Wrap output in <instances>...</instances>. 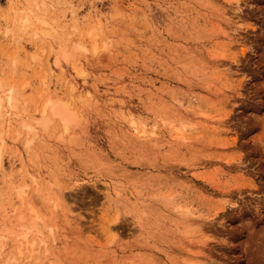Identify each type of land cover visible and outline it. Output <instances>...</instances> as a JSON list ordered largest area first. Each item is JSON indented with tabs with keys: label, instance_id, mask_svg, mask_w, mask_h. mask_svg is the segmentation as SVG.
<instances>
[{
	"label": "rangeland",
	"instance_id": "1",
	"mask_svg": "<svg viewBox=\"0 0 264 264\" xmlns=\"http://www.w3.org/2000/svg\"><path fill=\"white\" fill-rule=\"evenodd\" d=\"M235 1L0 0V264H264V0ZM48 96L75 116L28 150Z\"/></svg>",
	"mask_w": 264,
	"mask_h": 264
},
{
	"label": "bare ground",
	"instance_id": "2",
	"mask_svg": "<svg viewBox=\"0 0 264 264\" xmlns=\"http://www.w3.org/2000/svg\"><path fill=\"white\" fill-rule=\"evenodd\" d=\"M239 3H240V0H236L235 1V5H238ZM25 22H26V20H25ZM39 22L43 25V28H41L40 33L46 34V35H48L50 37H54V34L57 32V30L55 29V27L52 26L51 23L47 22L45 19H40ZM78 46H81V44L78 45ZM64 47H66V45ZM83 48L84 47H82L81 50H83ZM61 50H63V49H60V51ZM61 53H63V52H61ZM74 85H76V84H74ZM71 88H72V89H70L71 92H70V90H69V92H70V98L73 100V99H76L75 98V94H74L75 93L74 91H76V86L74 87L73 84H72V87ZM77 99L79 100L80 97H77ZM16 101L17 100H15V98L13 96H9V98L7 97V101H6V102H8L9 106H11V108L13 109L12 114H14V115L16 113L15 112V109L17 107V102ZM4 102H5V98L2 97V96H0V116L1 117H2V110L5 107L4 106ZM74 113L75 112L72 109V107L70 105V102L68 100H66L65 98H63L61 101H58V100H55V99H53L51 97L49 98V96H48V99L43 104L41 111H37L36 112V114L39 115V117L37 116L38 117L37 119L34 118V121H30L29 123L26 121V124L22 125L23 127H25L28 130V134H32L33 135V139L32 140H27L26 141L27 142L26 143V146L29 148L28 150H31L30 147L35 143L36 138L39 136V133H40L39 130L42 129V130L46 131L47 128H48V125L53 121L54 118H58V120L61 121L64 130L67 132L69 130L70 124L73 121V117L75 116ZM9 116L11 117L12 115L10 114ZM3 118H4V116H3ZM132 125H135V123L132 124ZM134 129H136L135 131L137 132V135L139 134L136 137H139L140 139H143L145 141L147 140L146 138H150V137H155L156 136V133H155L154 130H151V131L148 130V125L147 124H142L140 127H136ZM175 130H176V132L178 134L177 135L178 136V139H180L181 141H184L185 142L187 140L186 134L192 132L193 131V128L191 126H188V125H185L184 124V125L181 126V128L177 127ZM194 168H197V166H195ZM28 170H27V174L30 176L31 182L33 184L32 190H34V192L36 193V196L37 197L39 196L42 199V201H45V203L48 204L49 209L52 208L50 206V203L53 200L49 199L48 198V195L45 194V186L42 183L43 181H41V179H40V177H38V175H34L35 172L34 173H31V171L29 172ZM30 188H31L30 186L24 185V184L23 185H20L19 188H15V190H16L15 192L17 193V195L16 194L15 195H16L17 198L20 199V201H22L21 204L25 200V197H26V199L28 198L27 196L30 193V191H29ZM29 204H30V202H29ZM14 211H16V209H14ZM29 211H30L31 214H35V209L32 206H31V208H30ZM14 214H15V212H14ZM14 214H13V216H14ZM53 214H55V213H53ZM18 219L21 222L20 223L21 228L24 229V230L22 229L23 230L22 234H20L18 236L19 237V240H20V245H21L20 248H19V250H21V247L23 245L25 247V244L26 245H29L30 244L31 252H34V247L36 245V243H35L36 239H34L35 241L29 243V237H30V234L31 233H33V234L35 233L38 236L43 235L44 230L43 229H39L40 227L38 228V226L40 225L39 220H41V218L39 216H34V217L32 216V218H30V220L27 223H24L25 220H24V217L23 216L19 217ZM118 220H119V216L113 221V223H116ZM114 225L115 224H113L112 226H114ZM111 228L112 227L110 226L108 228V230H111ZM51 229H53V227ZM51 229H49V230H51ZM51 232H53V231H51ZM35 237H37V236H35ZM45 240H41L40 241L41 242L40 244H46L45 243ZM28 250H30V249H28ZM45 252H47V251H45Z\"/></svg>",
	"mask_w": 264,
	"mask_h": 264
}]
</instances>
